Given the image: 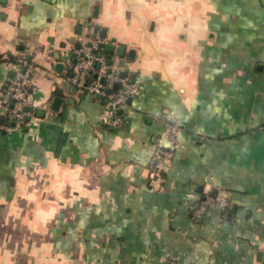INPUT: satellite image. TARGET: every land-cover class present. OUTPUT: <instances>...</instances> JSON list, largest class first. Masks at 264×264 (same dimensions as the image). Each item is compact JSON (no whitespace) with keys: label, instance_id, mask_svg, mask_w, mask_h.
Listing matches in <instances>:
<instances>
[{"label":"crops","instance_id":"crops-1","mask_svg":"<svg viewBox=\"0 0 264 264\" xmlns=\"http://www.w3.org/2000/svg\"><path fill=\"white\" fill-rule=\"evenodd\" d=\"M102 29L138 83L118 126L69 81ZM28 68L32 116L0 135V264H263L264 0H0V89ZM162 115L181 131L151 177ZM218 190L231 210L204 212Z\"/></svg>","mask_w":264,"mask_h":264},{"label":"built area","instance_id":"built-area-1","mask_svg":"<svg viewBox=\"0 0 264 264\" xmlns=\"http://www.w3.org/2000/svg\"><path fill=\"white\" fill-rule=\"evenodd\" d=\"M99 42L103 43V40L96 35L88 43L82 41L76 49H73V54L67 58L72 73L69 81L84 92L104 99L105 122L108 125L118 126L122 122L121 112L127 106V101L138 93V83L125 71L124 76H120L122 67L108 63L103 49L97 47ZM30 71L31 69L28 68L14 72L0 89V135H10L22 129L32 116L33 83L28 76ZM115 83H118V89L113 91ZM159 119L162 131L153 146L147 165L151 177L160 172L164 162L170 160L181 131L180 125L173 116L162 115ZM209 206H214L221 212H228L232 208L228 198L220 190L216 191L214 196L206 195L199 203V207L204 212Z\"/></svg>","mask_w":264,"mask_h":264},{"label":"water","instance_id":"water-1","mask_svg":"<svg viewBox=\"0 0 264 264\" xmlns=\"http://www.w3.org/2000/svg\"><path fill=\"white\" fill-rule=\"evenodd\" d=\"M100 37L104 38L105 37V31L104 29L101 30L100 32ZM80 43H77V47L79 46ZM90 45V43H89ZM97 47L99 49H103L104 52H107V53H110L112 51V45L110 43H102V42H99ZM122 50H123V47L122 46H118L117 49H116V54L117 55H122ZM108 63H110V60H108ZM120 66H123V61H120L119 63ZM63 67V64L61 62H57L56 65H55V69L60 71ZM71 68V66L69 67ZM72 73H70V76H71ZM120 76L123 77L124 76V71H121L120 73ZM76 86L73 85L72 89L75 90ZM118 89V83H115L113 85V91H116ZM109 92V90H107V93ZM59 101H60V98L59 97H55L53 99V104H52V108L54 110L57 109L58 105H59ZM129 101H127L128 103ZM0 121H1V118H0ZM216 194V192L213 193V196ZM263 264H264V261H263Z\"/></svg>","mask_w":264,"mask_h":264},{"label":"trees","instance_id":"trees-1","mask_svg":"<svg viewBox=\"0 0 264 264\" xmlns=\"http://www.w3.org/2000/svg\"><path fill=\"white\" fill-rule=\"evenodd\" d=\"M103 52H104V51H103ZM54 95L61 96L60 92H59V91H57V90H55V91H54ZM27 120H28V119H27ZM22 129H25V126H24Z\"/></svg>","mask_w":264,"mask_h":264},{"label":"rangeland","instance_id":"rangeland-1","mask_svg":"<svg viewBox=\"0 0 264 264\" xmlns=\"http://www.w3.org/2000/svg\"><path fill=\"white\" fill-rule=\"evenodd\" d=\"M7 227H10L9 225H7Z\"/></svg>","mask_w":264,"mask_h":264}]
</instances>
